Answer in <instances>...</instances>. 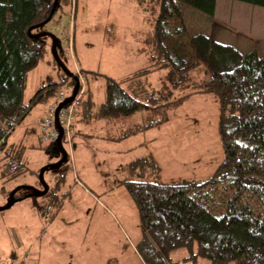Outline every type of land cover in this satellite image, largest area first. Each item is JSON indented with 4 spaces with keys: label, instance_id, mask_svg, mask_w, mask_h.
Returning <instances> with one entry per match:
<instances>
[{
    "label": "trees",
    "instance_id": "16d2710c",
    "mask_svg": "<svg viewBox=\"0 0 264 264\" xmlns=\"http://www.w3.org/2000/svg\"><path fill=\"white\" fill-rule=\"evenodd\" d=\"M234 1L264 8V0ZM53 2L0 0L2 184L27 170L24 145L9 142L15 130L6 134L2 123L23 125L36 104H45L63 84L74 85L51 55L50 63L60 71L61 82L42 85L24 100L28 75L51 54L50 37L35 36L53 20L58 8L71 0H59L51 20L40 25L48 18ZM151 5L153 14L157 7L158 15L141 49L145 66L121 80L107 78L99 104L87 86L79 109L82 119L116 122L145 111L149 115L143 122L148 123L139 131L148 130L166 123L168 111L186 99L211 95L218 105L222 158L205 180H151L159 169L152 156L135 159L121 169L126 177L119 185L127 190L143 230L137 250L144 264H264V56L242 54L205 33L188 31L182 21L183 7L213 16L216 0H151ZM198 69H203L204 79L194 74ZM159 72L165 75L158 89L138 84L142 77ZM25 131L31 135V130ZM47 149L55 155L54 163L61 159L55 143ZM70 169L67 158L56 169L47 170L51 176L49 182L44 180L48 191L43 197L49 211L60 204L58 196L64 195ZM1 192L6 204L11 192L3 186ZM16 193L14 199L30 198Z\"/></svg>",
    "mask_w": 264,
    "mask_h": 264
},
{
    "label": "rangeland",
    "instance_id": "374dc122",
    "mask_svg": "<svg viewBox=\"0 0 264 264\" xmlns=\"http://www.w3.org/2000/svg\"><path fill=\"white\" fill-rule=\"evenodd\" d=\"M152 7L151 0H71L58 8L53 20L38 34L48 32L56 37L57 54L71 72L74 63L64 55L70 40L66 33L73 31L74 56L84 73L86 94L88 86L93 101L98 104L103 101L107 78L121 80L145 64L144 55L135 56L134 49L141 47V51L153 28L158 12L156 7L153 14ZM182 21L190 33H205L213 41L232 46L242 54L264 56L263 7L216 0L213 16L184 6ZM63 33L66 36L62 38ZM51 58L49 52L44 62L28 75L25 101L41 85L61 82L60 71L50 63ZM194 74L205 78L203 69ZM162 77L155 73L147 79L142 77L138 84L144 82L158 89L161 85L158 78ZM64 88L69 93L71 86ZM53 100L49 96L45 104H36L12 135L13 143L25 147L23 159L27 170L6 184L0 181V206L5 204L2 186L10 192L18 188V196L33 193L21 187L43 190L38 172L53 164L56 157L48 151V144H41L34 135L20 137V134L23 126L43 115L46 105L51 106ZM168 112L169 120L158 128L139 131L148 123L143 121L149 115L140 111L132 117L134 125L130 128L128 125L110 128L109 139H101L98 133L84 142L80 135H73L75 159L67 154L71 169L62 190L64 195L58 196L63 207L55 220V242L41 255L38 264H144L137 250L143 230L127 190L119 185L126 177L121 169L135 159L152 156L159 169L151 180H205L222 158L217 135L218 105L211 95L190 97ZM123 135V139H117ZM63 146L66 151L64 143ZM50 176L46 171L44 180L49 182ZM46 200L32 197L0 211V264H16L10 260L17 253L13 249L17 244L23 249L21 253L33 245L31 259H34L37 249L34 235L44 225L42 209L47 207Z\"/></svg>",
    "mask_w": 264,
    "mask_h": 264
},
{
    "label": "crops",
    "instance_id": "0c3cea01",
    "mask_svg": "<svg viewBox=\"0 0 264 264\" xmlns=\"http://www.w3.org/2000/svg\"><path fill=\"white\" fill-rule=\"evenodd\" d=\"M71 33L73 35V31ZM72 38H73V47H74L73 55H74L75 41H74V37L73 36H72ZM141 44H142V42H141ZM140 48L141 47H137L136 50L134 49V55L135 56L136 55L138 56V53H139V55H144V53H142L140 51ZM64 56H66V55H64ZM74 59H75V56H74ZM144 59H145V64H146V57L145 56H144ZM75 64H76L77 68L79 70H81V72H82V68L78 66V64L76 63V60H75ZM145 64L142 65L141 67H139L137 71H139L141 68H143L145 66ZM72 70H73V67H72ZM153 74H155V73H152L150 75H153ZM156 74H158L160 76L161 75L164 76L165 72H159V73H156ZM158 79L160 80V83H161V79L162 78H158ZM46 106L48 108V105H46ZM79 109L77 111L75 122H74V131H75V134H78V135H80L82 137V140L84 142H87V141L91 140L92 138H95V134H98V133H101V139L106 140V139L111 138V135H109L108 132H109V129L114 127V126L121 128L123 126H127L128 125V128H130L131 126L134 125V120L132 118L133 116L132 117H128V118L119 119L116 122H110L108 120H95V119H92V120L91 119H89V120L85 119V120H83L82 119V113L80 112L81 109L80 110ZM45 113H46V110L44 111L43 115L37 117L34 121L25 124L23 126L24 130H23V132H21L20 137L23 136V135H24L23 137L26 136V131L25 130H31L33 133L31 132L30 134H32V136L34 135L36 137L35 125L38 123L39 119L42 118L45 115ZM75 126L78 127V131L80 133L78 131H76ZM18 127L19 126L16 125L13 130H16ZM14 132L15 131H12L11 134L14 133ZM12 135L11 136L9 135L10 136L9 137V142H11V143H13L11 141ZM118 138L119 137H117V139ZM68 153L70 154V156L72 155V152L71 153L69 151L66 152V154H68ZM67 158H68V156H67ZM71 158H73V155H72ZM74 159L75 158H73V161H74ZM70 166H71V164H70ZM44 203L47 206V207H44L42 209V211L45 213L44 217H43V221L44 222H42V223H44V225L41 226V228H42L41 230L37 229V231H36L37 233L34 235V241H35L34 244H35V246L37 248L36 249V256L34 257V259H31V257H32L31 253H32V250H33V245H30L28 247V249L25 250L26 253H21L23 249H21L20 248L21 246L20 245L18 246V244H17V246L14 245V247H13V249L15 251H17V253H15L13 255V259H11L10 262H16L17 263V262L20 261V262H22V264H38L40 262V260H41V255H43L45 253V251L49 250L48 246L52 243V241L55 242V237L53 236V235H55V227H56L55 220H56L57 214L61 211V209L63 207V200L60 202V204L57 207H55V209L52 208L50 211L48 210V208H49L48 202H44ZM51 227H52V229H51ZM23 243H24V241H23ZM44 243H46V244H44ZM44 245H46V246H44Z\"/></svg>",
    "mask_w": 264,
    "mask_h": 264
},
{
    "label": "built area",
    "instance_id": "2783aa9c",
    "mask_svg": "<svg viewBox=\"0 0 264 264\" xmlns=\"http://www.w3.org/2000/svg\"><path fill=\"white\" fill-rule=\"evenodd\" d=\"M72 31L70 30L67 35L68 40V50L66 52V57L70 58L73 62V70L71 71L77 79L78 89L74 95L72 101L65 106H63L57 113V118H55L56 108L70 97L73 88H71L69 93L64 90V86L61 90L57 91L54 95L53 104L47 108L45 115L39 119L38 123L35 125L36 137L41 144H52L56 143L61 133V142L66 145L67 150L72 152V137L75 134L74 122L78 109L82 106V102L86 96V86L85 77L75 64V59L73 55V38ZM66 36L64 33L61 35ZM66 87V86H65ZM67 88V87H66ZM56 121L60 126V131L56 128ZM15 127L14 124L4 121L2 123V128L6 131V134L10 133V130ZM2 142V140H1ZM0 142V143H1ZM16 264H22V262H17Z\"/></svg>",
    "mask_w": 264,
    "mask_h": 264
},
{
    "label": "water",
    "instance_id": "95a60500",
    "mask_svg": "<svg viewBox=\"0 0 264 264\" xmlns=\"http://www.w3.org/2000/svg\"><path fill=\"white\" fill-rule=\"evenodd\" d=\"M58 1L59 0H54L53 2V5H52V8L50 10V13H49V16L48 18L43 22L41 23L40 25H45L47 24L53 14L55 13V10L57 9V6H58ZM39 25V26H40ZM45 36H49L50 39H51V55L54 59V61L57 63V65L59 66V68L65 73V75H67V77H69L73 82H74V86H73V90H72V93L70 95L69 98H67L64 102H62L55 110V118H57V113L58 111L63 107L65 106L66 104L70 103L74 97V95L76 94L77 92V89H78V84H77V79L76 77L70 72V70L64 65V63L60 60L58 54H57V51H56V43H57V40H56V37L53 36L52 34L46 32V33H41V34H37L35 37H45ZM56 128L60 131V126L58 124V122L56 121ZM61 138H62V135L60 133L59 135V138L58 140L56 141V146L58 148V151L60 153V156H61V159L54 163V164H51V165H47L45 167H43L40 171H39V181H40V184L43 188L42 191H37L36 189L32 188V187H26V189H31L33 191V193L29 194V195H26L25 197H34V198H40V197H43L44 195H46L47 191H48V185L46 184V182L44 181L43 179V175L45 173V171H47L48 169H56L57 167H59L60 165L64 164L67 160V154H66V151L64 150L63 146H62V143H61ZM16 189L13 190L10 194V199L6 202V204L4 206H0V211H4V210H7V209H10L15 203L19 202L22 200V198H15L14 199V194L16 193Z\"/></svg>",
    "mask_w": 264,
    "mask_h": 264
},
{
    "label": "flooded vegetation",
    "instance_id": "af4514ba",
    "mask_svg": "<svg viewBox=\"0 0 264 264\" xmlns=\"http://www.w3.org/2000/svg\"><path fill=\"white\" fill-rule=\"evenodd\" d=\"M23 188H25L26 189V187H23ZM15 195V194H14Z\"/></svg>",
    "mask_w": 264,
    "mask_h": 264
}]
</instances>
